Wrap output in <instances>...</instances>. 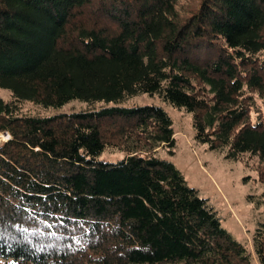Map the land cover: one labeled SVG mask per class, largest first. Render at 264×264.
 <instances>
[{"label": "trees", "instance_id": "obj_1", "mask_svg": "<svg viewBox=\"0 0 264 264\" xmlns=\"http://www.w3.org/2000/svg\"><path fill=\"white\" fill-rule=\"evenodd\" d=\"M176 5L0 0L2 264H264V222L250 250L157 155L174 153L168 112L121 105L184 109L196 142L257 157L264 185V0Z\"/></svg>", "mask_w": 264, "mask_h": 264}, {"label": "rangeland", "instance_id": "obj_2", "mask_svg": "<svg viewBox=\"0 0 264 264\" xmlns=\"http://www.w3.org/2000/svg\"><path fill=\"white\" fill-rule=\"evenodd\" d=\"M198 4L199 0H177L176 8L179 15L186 18ZM0 95L7 98V90L0 88ZM121 105H158L168 112L175 131L174 153L170 154L167 148H159L157 155L172 161L187 183L213 207L222 226L234 239L252 250L251 234L260 222H264V204H256L255 200L249 199V196L254 199L264 197V185L258 180L260 160L250 154H242L238 160H228L223 153L196 142L190 113L157 95L141 94ZM80 107L82 104L75 101L69 102L62 110ZM25 108L32 107L27 104ZM8 137L7 133H0V142ZM123 157L120 151L107 150L99 159L116 162Z\"/></svg>", "mask_w": 264, "mask_h": 264}]
</instances>
